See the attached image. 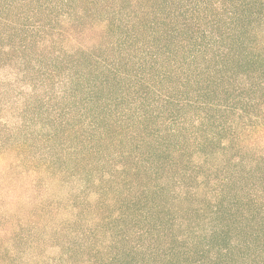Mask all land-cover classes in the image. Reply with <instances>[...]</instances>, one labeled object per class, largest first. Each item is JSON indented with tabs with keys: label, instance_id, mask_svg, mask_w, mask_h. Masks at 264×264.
I'll use <instances>...</instances> for the list:
<instances>
[{
	"label": "trees",
	"instance_id": "1",
	"mask_svg": "<svg viewBox=\"0 0 264 264\" xmlns=\"http://www.w3.org/2000/svg\"><path fill=\"white\" fill-rule=\"evenodd\" d=\"M0 196V264H264V0H0Z\"/></svg>",
	"mask_w": 264,
	"mask_h": 264
},
{
	"label": "rangeland",
	"instance_id": "2",
	"mask_svg": "<svg viewBox=\"0 0 264 264\" xmlns=\"http://www.w3.org/2000/svg\"><path fill=\"white\" fill-rule=\"evenodd\" d=\"M14 174L18 173V169H14L13 171ZM57 189V188H56ZM55 196H61L60 191H57L55 193ZM13 203V202H12ZM14 206H11L9 204V201L5 198L0 196V232H1V228H7V229H11L12 225L15 223V221L17 220L18 216H20L24 210H26V204L22 201L19 202H14L13 203ZM14 207H16V209L13 211ZM7 221V222H6ZM10 235L8 233L2 235L0 233V238L3 239H7L9 240V243H11L12 241L9 239ZM47 244V243H46ZM51 244V243H48ZM17 249H22V245L17 244L16 246ZM54 248V249H53ZM4 249V247L0 248V251ZM57 247H48L46 249V251L48 253H53L56 254L57 253Z\"/></svg>",
	"mask_w": 264,
	"mask_h": 264
}]
</instances>
